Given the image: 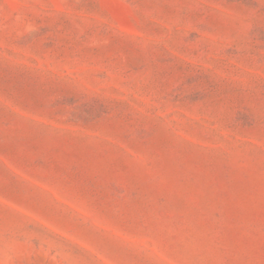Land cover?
<instances>
[{
    "label": "rangeland",
    "instance_id": "374dc122",
    "mask_svg": "<svg viewBox=\"0 0 264 264\" xmlns=\"http://www.w3.org/2000/svg\"><path fill=\"white\" fill-rule=\"evenodd\" d=\"M0 264H264V0H0Z\"/></svg>",
    "mask_w": 264,
    "mask_h": 264
}]
</instances>
